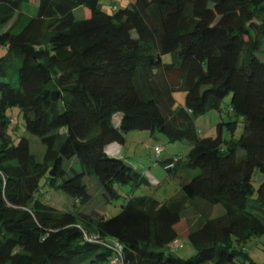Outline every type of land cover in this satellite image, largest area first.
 I'll use <instances>...</instances> for the list:
<instances>
[{
    "label": "trees",
    "instance_id": "obj_1",
    "mask_svg": "<svg viewBox=\"0 0 264 264\" xmlns=\"http://www.w3.org/2000/svg\"><path fill=\"white\" fill-rule=\"evenodd\" d=\"M262 51L264 0H128L109 11L100 0H0V264H257L244 243L264 234ZM154 73L177 76L182 105ZM228 93L229 112L243 117L240 136L224 139L220 123L215 137H199L194 117L220 110ZM14 106L44 147L40 159L28 135L7 133ZM134 128L190 142L185 154L160 159L180 177L162 200L133 194L149 179L106 151ZM87 174L104 202L130 184L118 212L66 209L42 195L86 203ZM196 197L222 210L185 233L193 252L181 256L171 243ZM117 245L122 260L113 263Z\"/></svg>",
    "mask_w": 264,
    "mask_h": 264
},
{
    "label": "rangeland",
    "instance_id": "obj_2",
    "mask_svg": "<svg viewBox=\"0 0 264 264\" xmlns=\"http://www.w3.org/2000/svg\"><path fill=\"white\" fill-rule=\"evenodd\" d=\"M113 2L121 6L128 4V0H100L101 7L104 10L109 11ZM76 16L83 15L82 8L75 9ZM260 56L264 58V51L259 52ZM163 61L170 60V54L166 53L162 55ZM154 79L158 83L171 82L175 87L172 90L174 98L173 106H180L184 102V90L177 85V76L174 74H168L167 78L164 74L154 73ZM229 99L230 93H228L221 101L220 110L208 109L205 112L196 115L194 117V125L196 127L199 137H215L218 134V124L223 123L220 133L224 139H236L240 136L243 127V117L240 114L232 115L229 112ZM10 120L6 128L7 133L16 141L19 135L25 134L29 136L30 149L34 153L35 157L40 159L42 157L44 147L40 143L39 139L33 135H30L22 125V121L17 117L18 108L11 107L7 110ZM235 123L234 130H230L226 126V122ZM189 140H169L167 136L158 129L148 130L134 128L125 133V139L122 142L111 141L107 144V148L126 156V159L137 168L139 172L145 174L150 181V184H141L134 188L132 193L139 194H151L158 199L162 200L171 194L175 193L179 189L180 177H172L169 170L166 169V163L161 161L165 156L183 155L189 148ZM155 146H161L162 150L157 154ZM71 163L79 169V164L74 158ZM84 181L87 184V188L91 193V198L86 203H78L74 206L73 198L67 195L65 192H55L45 190L43 196L48 197L49 201L63 205L66 209H79L87 210L91 207H98L105 212L106 215H112L120 210V205L124 201L125 192L130 190V184L117 185V189L121 195L113 199L111 202H104L101 189L98 185L97 178L93 174H87L84 176ZM222 210L220 204H211L200 197H196L193 200L187 202L186 209L181 213L180 220L177 223V229L179 235L177 238V244L175 246L172 243V249L175 254L181 256H188L193 252V247L185 237V233L208 215H214ZM244 248L247 250L248 257L251 261L262 264L264 262V234L259 236H252L244 243ZM251 264V263H248Z\"/></svg>",
    "mask_w": 264,
    "mask_h": 264
},
{
    "label": "built area",
    "instance_id": "obj_3",
    "mask_svg": "<svg viewBox=\"0 0 264 264\" xmlns=\"http://www.w3.org/2000/svg\"><path fill=\"white\" fill-rule=\"evenodd\" d=\"M155 150L158 154L162 150V147L161 146H155ZM166 164H167L166 167H171L173 165V161L167 162ZM83 234H84V237L86 239H92V240H95L97 242L106 243V240L102 239L98 234L88 235L85 231L83 232ZM172 243H175V246H180V244H181V243L179 245L177 244V239L173 240ZM172 243H171V245H172ZM117 250H118V253L112 259L113 263H120L122 260V256H121L120 251H119V245H117Z\"/></svg>",
    "mask_w": 264,
    "mask_h": 264
},
{
    "label": "crops",
    "instance_id": "obj_4",
    "mask_svg": "<svg viewBox=\"0 0 264 264\" xmlns=\"http://www.w3.org/2000/svg\"><path fill=\"white\" fill-rule=\"evenodd\" d=\"M189 147H190V145H189ZM105 148H106V151H107L108 153H110V154H114V155H118V156H123V155H121V154H119V153H116L115 151H113V150H111V149H108V148H107V145L105 146Z\"/></svg>",
    "mask_w": 264,
    "mask_h": 264
}]
</instances>
